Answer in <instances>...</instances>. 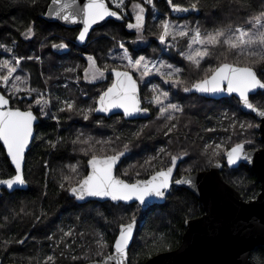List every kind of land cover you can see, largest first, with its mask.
<instances>
[{
    "label": "trees",
    "instance_id": "1",
    "mask_svg": "<svg viewBox=\"0 0 264 264\" xmlns=\"http://www.w3.org/2000/svg\"><path fill=\"white\" fill-rule=\"evenodd\" d=\"M49 1L37 0L33 5L30 0H0V45L4 46L0 47V59H11L13 56H39L41 58L39 61L22 60L21 66L24 71L18 74L30 77L32 87L38 88L41 92H51L53 98L58 96L62 100L76 99L80 107L92 104L90 97L105 89L111 83L110 78L105 83L96 84H87L82 79L77 82L75 78L81 77L86 67L85 56L89 55L95 57L100 66L106 64L109 67L124 69L125 62L116 58L121 51L118 47L120 42H123L129 53L136 57L144 55L148 60H164L181 67L184 70L179 78L183 81L182 87H190L196 80L204 78V69L207 68V64L202 62L201 68L197 70L178 54L179 51H185L187 48L185 39L180 40L176 48L170 49H166L158 42L161 32L160 21L169 19V9L165 0H154V6H148L142 0H127L124 21L122 23L108 21L102 27L92 31L87 43L83 46H79L75 41L78 29H67L43 19ZM137 2L142 3L146 8L143 41L137 39L138 34L133 29L127 28L129 22H134L131 8L132 4ZM192 2L193 0H173L174 4L184 7ZM250 2L257 9L261 6V0H250ZM107 3L117 10L110 0H107ZM200 3L203 11L184 20L192 29L197 26V22L202 29L210 28L214 21L223 19L226 15H230L231 20L225 23L241 24L245 18L244 14L237 11L235 7H228L229 0H200ZM217 5H223L222 10L216 11ZM33 22L34 35L24 38ZM61 42L68 44L65 52H59L51 47L53 43ZM6 48L12 51L8 52ZM229 59L232 58L229 57ZM210 62L215 64L217 60L213 59ZM74 67L76 68L74 72L66 71L67 68ZM134 77L138 78L135 74ZM46 80L47 83H45ZM156 82V80L149 82L146 79L144 82H139L141 96L150 97L152 95L150 85L157 84ZM65 85L68 87L65 88ZM161 88L169 90L168 86H161ZM171 92L175 94L172 102L179 103L184 109L183 113H177L179 133L172 134L171 144L168 143L169 137L163 135L165 121L157 119L154 106L150 109L147 118L140 117L134 121L121 120L120 115L106 119L96 114L85 121L80 115L59 113L53 107L52 113L59 116V123L50 117L42 116L33 107L32 110L39 119L31 148L25 157L24 178L27 188L3 193L0 197V224L5 225L0 228V261L3 264H43L45 257L53 254L57 257L55 264H73L67 250L63 248V243L54 253L53 241L46 239L48 236L55 233L54 240L59 242L61 228L65 231L72 228L76 232L84 233L82 237L77 238L72 250L73 255H83L87 248L82 250L81 244L94 246L98 238L97 233H102L111 243L118 232V226L130 222L133 215H135L137 226L129 249L131 264H144L151 257L174 250L179 246L185 230V222L203 214L198 198L185 188L173 186L171 194L163 204L151 206L145 210L139 208L137 204L114 205L110 202L77 204L69 197L67 191H62L59 187V181L63 175H74L71 173L70 165H76L79 161L80 170L84 171L83 165L86 158L79 152V147L82 145H77V151L74 152L71 144V140L75 139L79 132H84L83 138L113 137L112 127L97 128L95 121L99 119H103L106 125H114L117 134L123 133L125 137L129 133L136 132L142 125H148L139 139H133L131 151L121 159L118 167L116 174L129 182L147 178L151 170L145 171L147 165L144 168L140 165L144 164L147 157L156 155V150L160 147H166L167 151L173 155L188 150L192 159L198 160L204 166L205 159L200 156V149L204 143L223 141L230 147L237 142L251 139L254 141V146L246 144L245 149H258L263 146L258 140L255 127L249 129L246 136H238L233 133L230 121L225 119V113L231 116L234 112L239 121L257 125L253 117L241 112L236 98L212 101L195 94H185L182 91L177 93L176 89H171ZM250 99L256 104L264 103V91L258 92ZM13 106L24 109L28 107L27 103ZM143 106H148L147 100L144 101ZM118 121L120 123H117ZM206 129H215V131L209 132ZM228 136L232 137L231 141L227 140ZM61 137L64 143L57 148L49 146L48 141L56 142ZM123 142L126 140L118 142L115 146L122 149ZM100 147L97 145L98 149ZM108 154H111L110 150ZM160 159L165 165L168 163V157L161 156ZM192 159L186 158L187 163H178L177 176L188 174L185 169L188 164H191ZM154 163L157 167L163 166L158 161ZM203 169L201 167L196 171ZM125 171L128 173L127 176L122 175ZM137 171L140 172L139 177L136 176ZM13 174V169L0 147V179L8 178ZM222 175L224 180L245 200L254 199L257 196L259 184L248 166L241 164L234 169L224 167ZM21 208L24 209L22 213ZM41 213L46 215L37 222L35 217ZM77 216L80 217L79 220L76 219ZM4 217L9 219L5 221ZM71 239L66 238L65 242L71 243ZM6 240L8 243H5ZM19 240H24V243H17L16 241ZM61 250L66 251L64 257L59 256ZM250 264H264V247L257 246L251 252Z\"/></svg>",
    "mask_w": 264,
    "mask_h": 264
},
{
    "label": "snow or ice",
    "instance_id": "2",
    "mask_svg": "<svg viewBox=\"0 0 264 264\" xmlns=\"http://www.w3.org/2000/svg\"><path fill=\"white\" fill-rule=\"evenodd\" d=\"M35 5L37 0H30ZM171 5L173 12H201L203 6L200 0H193L187 6L182 7L174 4L173 0H167ZM148 5L154 6V0H145ZM53 8L49 15H54L57 19L71 24H82L77 41L83 43L89 37L90 30L94 25L105 21L106 18L114 17L118 20L124 19L123 11L126 8L125 0H112L117 10H112L106 0H87V3H78V0H52ZM229 8L235 7L237 11L244 14L241 24L230 21L231 16L226 15L223 19L214 21L210 28H203L197 22V26L192 29L186 24L180 25L173 23L170 19L160 21L161 32L158 40L165 48H176L180 39H185L187 43L186 51H179V55L192 64L197 70L202 66V62L207 64L204 69V78L196 80L190 87L183 86V81L173 79L183 74V69L164 60H148L144 55L138 57L129 53L128 48L120 42L118 47L122 54L117 55V59L126 61L123 68L109 67L108 65L100 66L95 57L87 56L88 65L83 69L82 79L88 83H103L111 78V83L100 90L95 96L90 97L92 104L87 107H80L76 99L53 98L51 92H41L38 88L32 87L30 77L22 76L18 72H23L21 66L22 60H37L39 56L19 57L13 56L11 59H0V147L6 149L7 157L15 166V174L9 178L0 179V189L13 190L18 186H23L26 181L23 175L22 165L25 159V150L28 148L30 141L34 139V124L39 119L32 110L35 107L42 116L50 117L59 123V116L52 113L55 107L59 113H72L82 116L88 121L95 113L110 114L106 119H111L113 115L119 114L121 120L133 119L136 117L147 118L150 109L154 106L157 119L165 121L163 135L169 137L168 143L171 144L172 134L179 133V118L177 113H183L184 109L179 103L172 102L174 93L171 89H176L177 93L182 91L185 94L198 93L202 97L208 96H232L235 94L237 105L243 109L250 110L257 117L264 119V103L256 104L250 99L259 91H264V0H261V6L257 9L250 0H229ZM223 5H217L216 11L222 10ZM132 11L135 17V23L129 22L128 29H134L138 34L137 39L143 41L145 30L146 8L142 3H133ZM34 22L25 35L31 37L34 35ZM171 38L173 43H167ZM0 47H4L0 45ZM53 49L65 50L68 44L61 42L53 43ZM11 52L12 49H5ZM229 57L232 59L230 60ZM244 58V59H242ZM217 60L212 64L211 60ZM79 67V66H76ZM76 68H67V72H74ZM139 72L138 78L134 74ZM107 73V76H106ZM158 76L162 83L168 85L169 90H164L160 85H152V95L142 97L139 89V82H144L146 77ZM51 79V77H49ZM76 81L81 80L76 76ZM47 83V80L45 81ZM68 85H65L67 88ZM35 93V95H33ZM87 95V93H82ZM147 100L148 106H143ZM27 103L26 109L13 105H23ZM114 110H122L117 113ZM225 119L230 121V127L238 136H246L249 129L259 127L252 123L239 121L236 113L224 114ZM97 128L112 127L113 137L107 139H96L95 137L85 136L84 132H79L75 139L71 140L73 151L79 152L86 158L83 165L84 171L80 170V162L76 165H70L71 173L74 175H63L59 181V187L62 191H67L71 198L77 201H87L89 198H108L113 202H132L138 203V207L147 210L150 201L154 199H166L170 194L173 185H185L196 192L200 191L196 178L192 175L198 168L207 166L221 171L225 166L232 168L241 162L249 165L255 163L253 152L245 150V145H253L254 141L247 139L243 142H237L232 146H226L223 141L217 143H204L200 149L201 158L205 159V165L202 166L196 159H192L188 150H183L175 155L168 152L166 147H160L156 150V155L149 156L145 159L144 164L140 165L145 171H150L145 179H136L135 182H129L117 175L118 165L121 159L131 151L133 139H139L148 125H142L134 133H129L126 137L123 133L117 134L114 125L104 124L103 119L95 121ZM117 123H120L119 121ZM228 131V129H224ZM212 132L215 129H206ZM178 139V135H177ZM203 139V138H201ZM232 137L228 136L227 140L231 141ZM123 142L122 149L116 147L118 142ZM64 143L61 137L58 141H48L51 148H57ZM97 145L101 146L99 149ZM111 151V154L109 153ZM161 156L168 157V163L165 165ZM187 159H192L185 171L188 175L182 179L174 180V172L178 163H187ZM158 161L161 167L154 163ZM47 167V165H46ZM127 176V171L122 173ZM140 176V172H136ZM45 195H47L45 193ZM20 212H24L21 208ZM19 215V213H17ZM36 216L35 220L39 222L41 217ZM9 218L4 217L7 221ZM80 219L79 216L76 217ZM136 218L133 215L130 222L118 226V234L114 236L113 241L109 243L102 233H97V239L93 245L81 244L80 248L87 251L83 255H73V245L76 244L78 237L84 233L76 232L75 229L69 228L65 231L59 229L61 236L59 242L54 240L55 233L46 239L53 241V251L60 248L67 250V254L73 261V264H131L129 249L134 240ZM5 227L0 224V228ZM238 231H244L251 224L235 225ZM66 238H72L71 243L65 242ZM23 244L24 240L16 241ZM5 243H8L6 240ZM106 249L108 250L106 252ZM59 252L60 257L66 255V251ZM56 255H47L43 264H55Z\"/></svg>",
    "mask_w": 264,
    "mask_h": 264
},
{
    "label": "water",
    "instance_id": "3",
    "mask_svg": "<svg viewBox=\"0 0 264 264\" xmlns=\"http://www.w3.org/2000/svg\"><path fill=\"white\" fill-rule=\"evenodd\" d=\"M80 2L81 0H78V3ZM82 3H87V0H82ZM53 7L54 6L52 4V0H50L43 15V19L50 23H56L61 27L67 29H78V36L79 30L82 28V24L66 23L62 20L57 19L54 15H49L48 13ZM112 10L115 9L112 8ZM196 14L198 13H183L171 11L172 17L175 18H185L190 15ZM108 21L122 23L124 19L118 20L114 17L106 18L105 21H102L99 24L93 26V29L90 30L89 37L92 31L102 27ZM89 37L83 43L75 39L76 44H78L79 46L85 45ZM195 95L201 96L198 93H195ZM230 97H235V94H233L232 96L219 95L215 97L208 96L204 98L211 100H219L221 98ZM240 110L243 113L252 115L258 121L257 125H259V127H255V131L258 133V140L264 144V119L257 117V115L255 113H252L250 110H246L241 107ZM114 111L119 113L122 110ZM95 114L102 117L110 115L103 113ZM138 118L140 117L125 120L134 121ZM37 124L38 120L34 124V136L35 127ZM32 142L33 140L30 141L28 148L25 150V157L27 152L31 148ZM3 150L15 174V166L11 163L10 158L7 157L6 149L3 148ZM246 151L253 152L255 160V163L253 165L241 162L240 164L232 168H229L227 166L225 167L229 169H234L241 164L248 166L253 172L259 184V192L257 196L254 199L245 200L236 189H234L224 180L222 171L220 169H214L209 166L206 170L203 169L193 172L192 175L196 178L197 184L200 188L199 192H196L194 189H191L185 185L174 184L173 186L185 188L186 190L194 194L201 203L203 214L197 218L187 220L185 222V230L181 236L180 244L176 249L159 253L148 259L144 264H250L251 252L257 246L264 247V148L248 149ZM24 166L25 159L22 165L23 175ZM177 169L174 172V177L176 175ZM186 175H182L177 179H182ZM26 188L27 183H25L23 186H18L13 190L4 191L11 193L16 190H25ZM1 190L3 189H0V195ZM165 200L166 199H154L150 201L148 208L151 206L161 205L165 202ZM75 201L77 204H86L88 202H110L114 205H138V203L135 201L113 202L108 198H89L86 202L77 200ZM237 224H251L252 227L244 231H238L235 227V225Z\"/></svg>",
    "mask_w": 264,
    "mask_h": 264
},
{
    "label": "rangeland",
    "instance_id": "4",
    "mask_svg": "<svg viewBox=\"0 0 264 264\" xmlns=\"http://www.w3.org/2000/svg\"><path fill=\"white\" fill-rule=\"evenodd\" d=\"M127 0H125V2H126ZM143 1V3L144 4H146L145 3V0H142ZM110 2L112 3V0H110ZM113 6H115L114 4H112ZM146 5H148V4H146ZM148 6H150V5H148ZM123 11V14H124V16L126 15V13H125V11L124 10H122ZM131 14H132V18H135L134 17V13H133V11H132V8H131ZM173 23H175V24H180V25H184V24H186L187 26H188V23L187 22H185V21H183V22H177V21H172ZM134 30V29H133ZM134 32H136L135 30H134ZM24 38H30L29 36H27V35H25L24 36ZM180 40H182V39H180ZM179 40V41H180ZM158 42H159V40H158ZM167 43H173V41H171V38H169V41H167ZM163 47H165V45H163ZM170 49V48H169ZM120 50V49H119ZM187 50V48L185 49V51ZM57 51H59V52H65V50H57ZM119 54H122V50L120 51V53ZM85 60H86V67H87V65H88V61H87V56H85ZM153 61H159V60H153ZM125 63H126V61H124ZM139 75H140V73L139 72H136L135 73V76H138L139 77ZM82 77H83V71H82V74H81V79H82ZM175 78H181V76L180 77H175ZM146 79V81H153V80H156L157 81V79H155V78H151V77H146L145 78ZM174 79V78H173ZM82 81H84L83 79H82ZM107 81V80H106ZM105 81V82H106ZM85 82V81H84ZM105 82H103V83H105ZM85 83H87V84H92V83H88V82H85ZM157 83V85H166V84H163L162 82H159V81H157L156 82ZM96 84V83H95ZM150 86H152V85H150ZM168 85H166V87H167ZM161 87V86H160Z\"/></svg>",
    "mask_w": 264,
    "mask_h": 264
},
{
    "label": "flooded vegetation",
    "instance_id": "5",
    "mask_svg": "<svg viewBox=\"0 0 264 264\" xmlns=\"http://www.w3.org/2000/svg\"><path fill=\"white\" fill-rule=\"evenodd\" d=\"M165 2H166V4H167V6H168V9H169V19L171 20V21H177V22H183L185 19H187V18H189V17H191V16H194V15H190V16H188V17H185V18H175V17H172V15H171V11H170V6L171 5H169L168 4V2H167V0H165ZM199 14V13H198ZM198 14H196V15H198ZM134 20H135V18H134ZM135 22V21H134ZM133 22V23H134ZM178 67V66H177ZM120 70H124V69H120ZM106 76H107V73H106ZM151 78H155V79H157V81H159V82H162V80H161V78L160 77H158V76H150ZM135 78V77H134ZM149 78V77H148ZM174 79H177V78H175V77H173ZM110 80H111V78H110ZM161 86H166V85H161ZM257 94V93H256ZM199 96V95H198ZM199 97H201V96H199ZM202 98H204V97H202ZM235 98V97H234ZM204 99H206V98H204ZM222 99H224V98H221V99H219V100H222ZM207 100H211V99H207ZM212 101H218V100H212ZM242 112V111H241ZM243 113V112H242ZM244 114H246V113H244ZM246 115H249V116H251V117H253L252 115H250V114H246ZM254 119H255V117H253ZM256 120V119H255ZM257 121V120H256ZM257 123H258V121H257ZM263 144V143H262ZM2 148V147H1ZM260 148H264V144H263V146L262 147H260ZM260 148H258V149H260ZM3 149V148H2ZM245 150H248V149H245ZM4 151V150H3ZM5 153V152H4ZM182 176V175H181ZM181 176H177V172H176V175H175V177H174V180H176L177 178H179V177H181ZM9 178V177H8ZM3 193H8V192H6V191H4V190H1V195H0V197L2 196V194ZM12 193V192H11ZM1 264H3L2 262H1Z\"/></svg>",
    "mask_w": 264,
    "mask_h": 264
}]
</instances>
